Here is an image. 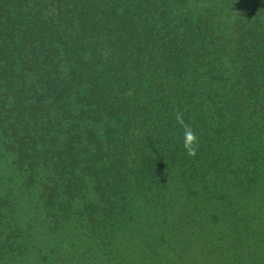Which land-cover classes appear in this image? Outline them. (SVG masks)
<instances>
[{
  "label": "trees",
  "instance_id": "16d2710c",
  "mask_svg": "<svg viewBox=\"0 0 264 264\" xmlns=\"http://www.w3.org/2000/svg\"><path fill=\"white\" fill-rule=\"evenodd\" d=\"M0 264H264V0H0Z\"/></svg>",
  "mask_w": 264,
  "mask_h": 264
},
{
  "label": "clouds",
  "instance_id": "9594fccd",
  "mask_svg": "<svg viewBox=\"0 0 264 264\" xmlns=\"http://www.w3.org/2000/svg\"><path fill=\"white\" fill-rule=\"evenodd\" d=\"M175 118L177 123L183 128L182 143L185 153L188 156L193 157L196 155L198 150V137L192 127L185 123L182 114L177 113Z\"/></svg>",
  "mask_w": 264,
  "mask_h": 264
}]
</instances>
